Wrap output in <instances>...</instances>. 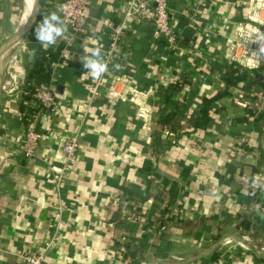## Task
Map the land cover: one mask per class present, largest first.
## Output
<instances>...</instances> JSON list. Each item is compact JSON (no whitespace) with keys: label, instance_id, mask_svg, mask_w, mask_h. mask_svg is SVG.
Returning a JSON list of instances; mask_svg holds the SVG:
<instances>
[{"label":"crops","instance_id":"obj_1","mask_svg":"<svg viewBox=\"0 0 264 264\" xmlns=\"http://www.w3.org/2000/svg\"><path fill=\"white\" fill-rule=\"evenodd\" d=\"M49 1L0 0V50L10 45L9 39L4 44L2 39L11 30L13 36L16 28L26 32L19 34L11 50L22 59L18 64L15 61L11 71L14 87L0 101V123L4 120L7 126L0 134V264H22L25 253L37 252L51 240L46 249L49 264H135L136 260L148 264L150 259L159 261L176 253L191 259L187 263H195L218 248L223 252L212 264H264V224L239 226L244 215L261 212L251 197V181L257 178L264 185V125L261 131L237 125L241 132L252 128L253 148L236 150L237 128L231 126L230 118L244 114L242 101L246 102L240 99L239 88L217 102L219 109L208 129L192 133L207 148L203 146L200 154L192 150L191 136L167 133L157 122L158 91L182 71L192 70L196 79L186 91L192 96L188 108L193 111L199 94L221 88L220 71L211 70L214 63L234 60L243 68L264 64V0H171L173 26L181 36L191 38L189 43L180 42L177 50L157 40L151 25L130 21V61L117 70L128 79L116 90L127 99L101 93L88 106V85L95 79L85 72L83 44L99 47L104 59L109 39L102 22L117 23L115 8L128 2L92 0L95 16H91L88 36L63 48L64 60L54 66L58 97L66 106L41 113L44 135L36 155L27 159L21 148L23 129L12 120L25 83V57L31 54L27 34ZM28 2L29 10L21 21ZM7 8H20L11 29L5 25L10 18ZM35 15L31 25L29 20ZM12 54L5 68L9 69ZM257 85L251 93L257 92ZM131 86L145 92L144 102L141 95L135 99L139 104L130 100ZM256 97L252 106L264 109L259 93ZM77 131L82 136L80 154L72 171L59 182L64 142ZM159 134L161 139H157ZM251 164L259 170L253 172ZM163 178L175 182L184 219L151 231L147 221L163 219L161 209L167 196Z\"/></svg>","mask_w":264,"mask_h":264},{"label":"trees","instance_id":"obj_2","mask_svg":"<svg viewBox=\"0 0 264 264\" xmlns=\"http://www.w3.org/2000/svg\"><path fill=\"white\" fill-rule=\"evenodd\" d=\"M3 15V13H2ZM8 18V17H7ZM42 18V15L38 16V20ZM3 19V16H1ZM239 20L246 21V17H240ZM2 20H0V24ZM15 22L8 18L6 20V26L12 28ZM264 28V25H262ZM27 47L31 49V54H27L25 57V83L21 89V97L19 98L18 105L16 106V115L12 120L13 125L24 129L27 125L32 123L36 117L37 109L30 105L33 100V95L36 91V87L43 82H48L53 77L54 66L60 62H63V42L56 43L55 45L44 48L36 41L35 26L31 28L27 34ZM191 38L186 35L181 36V44L189 43ZM32 41V45L30 42ZM212 69H218L221 73L220 82L221 88L217 89L212 94H199L196 100V105L190 110L188 106H192L191 94L187 95L186 91L189 87L193 86L196 82L194 76H192V70H185L179 73V75L166 85L163 84L158 91V110L159 117L157 122L163 126V129L167 133L181 134L186 133V138L192 135L197 130H206L213 122V114L218 111L219 107L217 102L225 98L228 94L233 93L234 89L239 88L238 94L246 93V97H249L251 101L256 99L258 92L261 91L264 95V64L253 68H243L237 61H230L226 63L217 62L211 67ZM201 72V71H200ZM203 72V71H202ZM259 86L257 92L251 93L255 84ZM59 95V94H58ZM244 104V114L231 115L230 124L232 127L237 128V140H235L236 150H251L253 146L250 145L249 131L254 128L257 131H261L264 125V110L261 111L258 107L250 105L247 101ZM221 109H223L221 107ZM3 114V113H1ZM8 115V114H7ZM6 122L2 120L0 123V134L6 131ZM240 124L251 125L247 132H241ZM239 125V126H237ZM239 127V128H238ZM24 132V130H23ZM241 132V134H240ZM195 135V134H194ZM197 134L191 140L190 145L193 151L200 152L201 149L207 150L205 144L200 139V143L196 141ZM157 139H161V135H157ZM251 170L257 172L259 169L254 164H251ZM257 174H254V176ZM163 193L167 196L163 198V219L157 217L156 220L147 221L151 225V231L158 230L163 225V228L184 219L183 202L178 200L177 193L175 191V182L169 181L167 178H163ZM252 185V199L254 202L260 204V213L244 215L240 221V227H248L253 223H263L264 218L261 217V213L264 214V185L263 181L255 178L251 181ZM155 219V218H153ZM147 222H145L147 224ZM129 243L132 244V238H129ZM128 243V244H129ZM116 245L120 244V241H115ZM140 248L143 244L136 242ZM223 252V248L216 249L209 258L197 262H190L187 264H211L212 261L218 260ZM130 255L134 259L135 255L130 252ZM135 262V261H134ZM133 262V263H134ZM140 261L135 262L139 264Z\"/></svg>","mask_w":264,"mask_h":264},{"label":"built area","instance_id":"obj_3","mask_svg":"<svg viewBox=\"0 0 264 264\" xmlns=\"http://www.w3.org/2000/svg\"><path fill=\"white\" fill-rule=\"evenodd\" d=\"M170 1L171 0H128L127 3L115 8L116 14L120 18L117 23H113L108 19L103 20L102 23L107 30L109 39L104 56V60L108 63V71L102 78L95 79L94 82L88 85L90 96L88 106H90L94 99L101 93H105L106 96L114 99H127L126 96L120 95L116 90L120 82L128 79L125 78L124 74L118 73L117 70H120L123 64L129 63L130 61L131 44L127 39L130 21H134L141 26L145 24L151 25L155 38L163 42L167 48L172 50L180 48L181 35L171 22ZM91 3L92 0H50L48 6L44 8L43 14H48V11L57 12L64 21L66 31L60 38L61 41H59L63 42L64 49L68 47L73 40L88 36L91 20ZM46 10L48 11L46 12ZM21 60V57L16 58L18 63ZM9 66V68L13 69V66ZM109 73L113 76H109ZM6 88L7 85L5 81V89ZM36 88L33 100L30 102V105L37 109L36 117L32 123L23 129L24 138L21 144L23 156L27 159L36 155L40 141L44 135L39 123L41 113L50 110L58 111L59 108L66 106L64 101L58 97L57 84L53 77L50 81L37 85ZM130 88V100H135L137 96L141 95L142 101H145L144 91L132 86ZM258 93L262 103L264 95L261 92ZM240 97L246 98V95L240 93ZM140 102L141 101L135 100L136 104ZM81 139V133L77 131L65 140L63 145L64 162L59 173V182L63 181L66 174L72 171L73 166L77 162L81 149ZM225 242L227 244L230 243L231 240ZM51 243L52 240L37 252L25 253L23 255L22 264H49L46 257V249L50 247ZM239 246L244 247L242 244H239Z\"/></svg>","mask_w":264,"mask_h":264},{"label":"clouds","instance_id":"obj_4","mask_svg":"<svg viewBox=\"0 0 264 264\" xmlns=\"http://www.w3.org/2000/svg\"><path fill=\"white\" fill-rule=\"evenodd\" d=\"M66 31L64 21L57 12H51L47 15L42 14V18L37 22L35 27L36 41L44 48L55 45ZM84 55L81 56L83 65L88 75L92 79H99L108 71V63L101 55L99 47L89 48L83 44ZM84 74V73H83ZM82 74V75H83Z\"/></svg>","mask_w":264,"mask_h":264},{"label":"water","instance_id":"obj_5","mask_svg":"<svg viewBox=\"0 0 264 264\" xmlns=\"http://www.w3.org/2000/svg\"><path fill=\"white\" fill-rule=\"evenodd\" d=\"M91 16H95V13H94V10L93 9H91ZM36 18H37V15H35L32 18V20H29V22H30L31 25L33 24V21L35 22ZM25 33H23L21 31V28H16L14 36H12L10 38V40H9L10 41V45L9 46L6 45V48H1V50H0V101H1V94H2V88H3V73H4L5 66H6V64L8 62V59L10 58L12 48L14 47V45L18 41L17 39L19 37V34H23L24 35ZM61 87H62L61 85L58 86V90H60ZM235 235L240 240L245 241L243 236H240L238 234H235ZM247 245H248L247 247L253 249V246L252 245H250L249 243H247ZM190 260L191 259H185V260L175 261V262H163V261H158V260L156 261V260H151L150 259L149 262H148V264H184V263L189 262Z\"/></svg>","mask_w":264,"mask_h":264},{"label":"rangeland","instance_id":"obj_6","mask_svg":"<svg viewBox=\"0 0 264 264\" xmlns=\"http://www.w3.org/2000/svg\"><path fill=\"white\" fill-rule=\"evenodd\" d=\"M16 1H20V0H16ZM7 11H8V13L7 14H9L8 15V17H10L11 18V20H13L15 23H16V21L18 20V18H19V15H20V8H16L15 10H10L9 8H7ZM21 13H22V11H21ZM13 30H11L7 35H5V37L2 39V41H3V44L5 43V41L7 40V39H9L10 40V38L13 36V33L14 32H12ZM25 41V40H24ZM23 41V42H24ZM23 45V44H22ZM16 63H17V61H16ZM18 64V63H17ZM12 68L10 69H8V68H5V72H4V79H5V81H6V85H7V88L6 89H2V94H1V98L2 97H5V96H8V94L7 95H5L4 93H6L5 91H7V92H10L9 90H11L13 87H14V80H12L11 79V75H12ZM8 81V82H7ZM244 95H246V93H243ZM240 99H245L246 100V102L248 101H250L249 103H250V105H254L255 103L254 102H252L250 99H249V97H246V98H240ZM245 103V101H242V103ZM263 103H264V100L262 101ZM258 109L259 110H264V109H262V107L260 106V107H258ZM227 244H229V243H227ZM230 244H231V242H230ZM235 244H236V246H238L239 245V243H237V242H235ZM187 257H180L179 256V254L178 253H176V254H168L167 256H165V257H163V258H159V261H163V262H175V261H177V260H184V259H186ZM213 262V261H212ZM212 262H211V264H212Z\"/></svg>","mask_w":264,"mask_h":264},{"label":"bare ground","instance_id":"obj_7","mask_svg":"<svg viewBox=\"0 0 264 264\" xmlns=\"http://www.w3.org/2000/svg\"><path fill=\"white\" fill-rule=\"evenodd\" d=\"M25 2H26V0H25ZM29 7H30V2H28V4L26 3V10L24 9V14L22 15L23 17H22V19H21V21L23 20V18L27 15V12H28V10H29ZM28 25H30V24H28ZM28 25H27V27H28ZM25 28H26V25H25ZM18 42V41H17ZM14 46H16V45H14ZM14 52V51H13ZM12 54V53H11ZM16 58H17V52L15 51L14 52V54H12V56H11V59H10V61H9V65H11V66H13L14 67V63H15V61H16ZM13 77H14V75H13Z\"/></svg>","mask_w":264,"mask_h":264}]
</instances>
